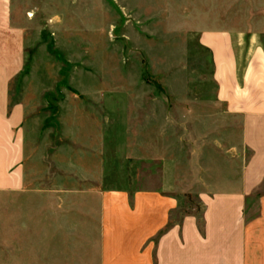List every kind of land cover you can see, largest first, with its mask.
<instances>
[{
  "label": "rangeland",
  "instance_id": "1",
  "mask_svg": "<svg viewBox=\"0 0 264 264\" xmlns=\"http://www.w3.org/2000/svg\"><path fill=\"white\" fill-rule=\"evenodd\" d=\"M262 6L9 0L0 54L18 62L0 64L18 67L9 112L20 108L32 173L24 189L0 191V264H100L101 190H166L172 224L201 214L240 121L218 100L200 35L248 33Z\"/></svg>",
  "mask_w": 264,
  "mask_h": 264
},
{
  "label": "crops",
  "instance_id": "2",
  "mask_svg": "<svg viewBox=\"0 0 264 264\" xmlns=\"http://www.w3.org/2000/svg\"><path fill=\"white\" fill-rule=\"evenodd\" d=\"M8 2L0 0V15ZM262 8L248 33L230 27L200 35L212 54L218 100L240 121V142L227 149L224 179L202 198L201 214L173 224L177 201L166 190H101L100 264H264V0ZM4 61L18 58L0 54ZM17 69L0 64V191L24 189L32 173L20 108L9 112Z\"/></svg>",
  "mask_w": 264,
  "mask_h": 264
}]
</instances>
